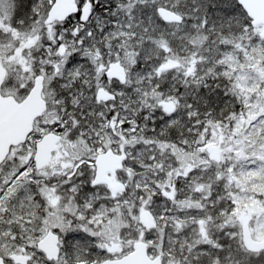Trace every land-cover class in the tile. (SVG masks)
Masks as SVG:
<instances>
[{"label":"snow or ice","instance_id":"6c2138e0","mask_svg":"<svg viewBox=\"0 0 264 264\" xmlns=\"http://www.w3.org/2000/svg\"><path fill=\"white\" fill-rule=\"evenodd\" d=\"M0 264H264V0H0Z\"/></svg>","mask_w":264,"mask_h":264}]
</instances>
